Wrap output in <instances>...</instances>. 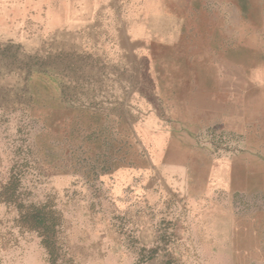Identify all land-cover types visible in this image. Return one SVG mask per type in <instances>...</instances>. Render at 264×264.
<instances>
[{
  "label": "rangeland",
  "instance_id": "rangeland-1",
  "mask_svg": "<svg viewBox=\"0 0 264 264\" xmlns=\"http://www.w3.org/2000/svg\"><path fill=\"white\" fill-rule=\"evenodd\" d=\"M263 49L264 0H0V264H264L239 184L195 213L190 128L260 139Z\"/></svg>",
  "mask_w": 264,
  "mask_h": 264
},
{
  "label": "crops",
  "instance_id": "crops-1",
  "mask_svg": "<svg viewBox=\"0 0 264 264\" xmlns=\"http://www.w3.org/2000/svg\"><path fill=\"white\" fill-rule=\"evenodd\" d=\"M257 87L260 89L256 94L251 91V96H260L264 103V80H258ZM232 119V114L226 112L217 119L215 112L207 108L195 110L190 120L191 132L195 134V213L203 205L224 211L230 208L233 183H236L242 197L257 200L255 212L264 222V116L258 118L262 127L260 139L250 143L243 138L232 142L233 135L247 136L243 128L245 120L240 117L233 122ZM216 139L222 142L215 143ZM235 147L241 153L232 154Z\"/></svg>",
  "mask_w": 264,
  "mask_h": 264
}]
</instances>
